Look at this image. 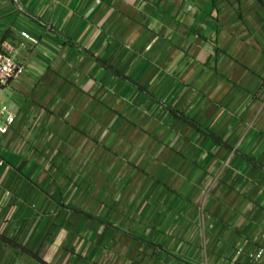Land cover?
<instances>
[{"label":"crops","instance_id":"1","mask_svg":"<svg viewBox=\"0 0 264 264\" xmlns=\"http://www.w3.org/2000/svg\"><path fill=\"white\" fill-rule=\"evenodd\" d=\"M0 50L25 66L1 235L47 264H264V0H0ZM0 264L43 263L0 240Z\"/></svg>","mask_w":264,"mask_h":264},{"label":"built area","instance_id":"2","mask_svg":"<svg viewBox=\"0 0 264 264\" xmlns=\"http://www.w3.org/2000/svg\"><path fill=\"white\" fill-rule=\"evenodd\" d=\"M22 35L34 43L38 42L27 32H22ZM24 71L25 66L12 54L0 50V132L3 134L10 130L15 120L7 105L6 87L11 80L20 77ZM262 254L263 249L258 252L257 256L261 257Z\"/></svg>","mask_w":264,"mask_h":264},{"label":"trees","instance_id":"3","mask_svg":"<svg viewBox=\"0 0 264 264\" xmlns=\"http://www.w3.org/2000/svg\"><path fill=\"white\" fill-rule=\"evenodd\" d=\"M0 240L6 242L7 244L13 246V247H16L18 248L19 250H21L22 252L26 253V254H29V255H32L34 258L38 259L40 262H42L43 264H47L45 261H43L42 259H40L37 255L33 254L29 249H27L25 246L23 245H20L14 241H12L11 239L3 236L0 234Z\"/></svg>","mask_w":264,"mask_h":264}]
</instances>
